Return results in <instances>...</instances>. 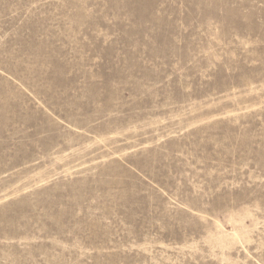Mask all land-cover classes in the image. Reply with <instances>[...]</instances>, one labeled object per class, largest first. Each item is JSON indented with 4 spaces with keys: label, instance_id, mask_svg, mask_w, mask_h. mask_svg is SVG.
<instances>
[{
    "label": "rangeland",
    "instance_id": "obj_1",
    "mask_svg": "<svg viewBox=\"0 0 264 264\" xmlns=\"http://www.w3.org/2000/svg\"><path fill=\"white\" fill-rule=\"evenodd\" d=\"M0 264H264V0H0Z\"/></svg>",
    "mask_w": 264,
    "mask_h": 264
}]
</instances>
